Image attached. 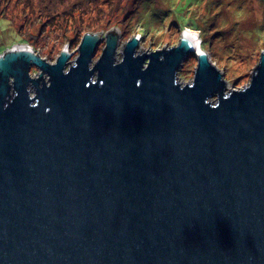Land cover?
Segmentation results:
<instances>
[{"label":"water","instance_id":"obj_1","mask_svg":"<svg viewBox=\"0 0 264 264\" xmlns=\"http://www.w3.org/2000/svg\"><path fill=\"white\" fill-rule=\"evenodd\" d=\"M101 34L0 55V264H264V53L228 91L194 35Z\"/></svg>","mask_w":264,"mask_h":264},{"label":"rangeland","instance_id":"obj_2","mask_svg":"<svg viewBox=\"0 0 264 264\" xmlns=\"http://www.w3.org/2000/svg\"><path fill=\"white\" fill-rule=\"evenodd\" d=\"M111 28L119 29L118 60L138 34L144 53L178 45L184 30L192 28L224 73L227 90H240L251 83L264 53V0H0V55L23 45L55 63L67 50L69 68L87 34L101 32L106 38ZM105 38L94 61L103 53ZM197 65L192 53L178 81L192 83ZM38 72L35 67L31 73Z\"/></svg>","mask_w":264,"mask_h":264},{"label":"bare ground","instance_id":"obj_3","mask_svg":"<svg viewBox=\"0 0 264 264\" xmlns=\"http://www.w3.org/2000/svg\"><path fill=\"white\" fill-rule=\"evenodd\" d=\"M184 32L188 33V34H191V35H194L200 41V46H201V37H200L199 33L196 30H194L192 28L191 29L190 28H186L184 30ZM20 48H24V46L23 45L17 46V47L14 48V50L20 49ZM201 49H202V52H204L202 46H201Z\"/></svg>","mask_w":264,"mask_h":264},{"label":"flooded vegetation","instance_id":"obj_4","mask_svg":"<svg viewBox=\"0 0 264 264\" xmlns=\"http://www.w3.org/2000/svg\"><path fill=\"white\" fill-rule=\"evenodd\" d=\"M74 64H75V63L73 62V65H74ZM68 65H69V64H68ZM71 66H72V65H71ZM37 74H39V72H38V73H36V74H35V76H37Z\"/></svg>","mask_w":264,"mask_h":264}]
</instances>
